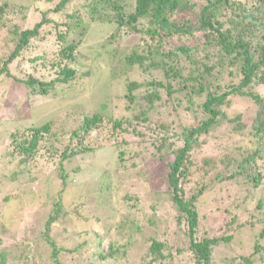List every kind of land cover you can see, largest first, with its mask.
<instances>
[{
	"label": "rangeland",
	"instance_id": "rangeland-1",
	"mask_svg": "<svg viewBox=\"0 0 264 264\" xmlns=\"http://www.w3.org/2000/svg\"><path fill=\"white\" fill-rule=\"evenodd\" d=\"M58 1L0 0V5L6 4L0 16L3 21L0 26V68L15 47L13 38L18 37L21 30L44 22L39 34L23 48V57H16L6 64L15 78L4 73L0 75V264H56L50 241L60 248L56 258L61 264H119L117 260L97 257V253H106L114 242L128 244L124 264H142L141 258L149 248L145 238L149 235H155L158 241L167 245L165 253L172 255L180 248L177 241L184 238L185 226L179 227L175 222L178 209L168 197L166 175L169 168L158 158L156 152H160L152 145L144 147L135 134L128 137L127 145L96 147L64 162L69 181L62 195L63 206L69 209L81 206L79 215H58L49 230L45 224L55 209L61 186L58 167L46 162L47 153L43 148L30 156L35 164L31 159L25 165L19 164L9 155L13 146L12 132L32 129L53 119L56 120L55 126H65L67 116H78L79 112L83 115L98 111L118 117L126 113L122 96L128 79L147 83L163 74L153 70L142 72L137 67L122 73L124 56L129 53L125 46L129 48L135 43L138 35L127 33L126 27L116 22L90 18L89 0H74L65 12L54 9ZM231 1L220 9L221 18L232 16L237 19L245 11H252V5L256 4L255 0H233L239 3V8L245 9L235 12L230 7ZM121 3V12L125 16L134 10L135 0H121ZM14 28L16 31L12 32ZM117 42L123 47L118 44L120 48L115 52ZM181 43V39L171 40L172 45ZM69 44H75L73 60L68 63L76 70L75 77L64 86H54L45 95L32 90L33 87L25 83L27 73L37 67L35 74L42 80L56 78L66 60L61 50ZM200 55L204 56L205 52ZM60 62L61 65L57 66ZM52 63L56 66H51ZM113 64H116L115 73L111 70ZM35 88L38 89L37 85ZM254 91L263 96L264 84L255 85ZM224 110L228 116L247 110L245 117H249L254 105L245 98L236 97ZM152 128L154 135L166 137L167 143L181 140L179 135L173 134L175 130L162 129L158 124ZM122 150L124 153L120 155ZM129 155L133 157H127ZM208 155L217 157L222 155V150H215L211 141L204 140L193 152L190 178L193 182L202 179L206 189L198 201L200 222H208L209 214L219 216L212 227L218 225L216 228L224 235L232 233L230 242L221 241L212 249L213 264H227L222 256L248 255L255 243L264 247V206L258 208L262 188L252 192L248 190L247 181L257 171L264 170L263 162L252 160L241 169L232 163L231 168L219 172L204 164L202 158ZM218 165L221 168V164ZM238 169L244 174L222 181L221 177ZM189 186H183L184 191ZM190 194L191 191L185 193V198L188 199ZM126 195L131 200L127 201ZM133 202L136 206L129 209L128 205ZM233 215L236 217L230 222ZM128 218L138 221L142 231L137 232L136 226L120 229L116 225L121 219ZM150 218L154 220L153 225ZM245 220L250 223L241 224V227L237 225ZM3 256L5 259L1 262ZM259 256H264V249L254 255L255 258ZM146 258L144 264H153L151 254ZM186 258L182 255L174 263L166 260L163 263L186 264Z\"/></svg>",
	"mask_w": 264,
	"mask_h": 264
},
{
	"label": "trees",
	"instance_id": "trees-1",
	"mask_svg": "<svg viewBox=\"0 0 264 264\" xmlns=\"http://www.w3.org/2000/svg\"><path fill=\"white\" fill-rule=\"evenodd\" d=\"M73 1L59 0L54 9L65 12ZM89 1L90 18L116 22L119 26H125L127 33L138 35L135 43L129 48L125 46L129 53L124 56L125 64L120 63L121 72L125 74L137 67L142 72L162 71V76H157L147 83L128 79L122 96L126 113L118 117L98 111L83 115L79 112L78 116H67L68 123L65 126H55L56 120L53 119L32 129L12 132L13 146L9 155L12 160L17 159L19 164L25 165L30 159L34 162L30 156L37 153L39 148H43L47 153L46 162L58 167L61 186L57 192L58 200L54 203L55 209L49 214L50 218L45 224L46 230H49L50 224L58 215H79L81 206L71 209L63 206L62 195L69 181L64 162L71 161L73 157L90 152L96 147L127 145L128 137L131 138V135L135 134L144 147L152 145L160 152H156L158 158L167 163L168 197L178 209L175 222L179 227L182 224L185 226L182 231L184 238L177 241L180 245L176 243L180 248L173 247L176 249L174 255L165 253L167 245L164 246L155 235L146 237L149 248L141 258L142 264L147 261L146 256L149 254L153 264H164L165 260L167 263H174L182 255L187 256L186 264H213V247L218 246L221 241L230 242L232 233L224 235L216 228L218 225L212 227L219 216L209 214L208 222L203 220L201 223L199 220L198 201L202 199L206 189L202 179L197 178L193 182L190 178L194 164L193 152L201 147L202 141H211L215 150L221 148L222 155H208L202 160L204 164L218 169L219 172L231 168L232 163L237 164L240 169L245 168L252 160L257 159L262 160L264 169V95L254 91L255 85L264 84V0H255L253 10L245 11L237 19H232V16L221 18L219 11L227 6L229 0H135L134 10L127 16L121 12V0ZM238 5L239 3L232 0L230 7L235 12L237 9L245 10ZM5 6L4 3L0 5V16L5 11ZM43 23L38 22L33 28L23 29L18 37L13 38L16 40L15 47L4 66L0 68V75L4 73L14 77L6 64L16 57H23V48L32 37L39 34ZM1 25L3 21L0 20ZM15 31L16 28L12 30ZM172 39H181L183 43L172 45ZM116 44L115 52L120 46L123 47L119 42ZM74 49L75 44H69L61 50V55L66 56V60L56 78L42 80L36 76L38 68L34 67L27 73L25 83L41 95L50 93L58 84L64 86L75 77L76 70L68 65L73 60ZM203 52L205 55L201 56ZM56 65L60 66L61 62ZM115 69L116 64H113V73ZM236 97L245 98L254 105L249 117H245L247 110L234 116H228L224 110ZM157 124L162 129L175 130L173 134L179 135L181 140L178 143H167L166 137L154 135L152 126ZM138 128L141 129L138 131ZM123 153L124 150L120 155ZM240 169L221 177L222 181L227 182V179L244 174ZM247 181L250 185L248 190L252 192L262 188L258 205V208L262 209L264 170L257 171ZM188 184L191 186L184 191L183 186ZM190 191V197L186 199L184 195ZM125 199L128 201L131 197L126 195ZM135 206L133 202L128 208ZM235 217L236 215H233L230 222L234 221L232 219ZM150 221L153 225L154 220ZM248 223L250 221L245 220L237 225L241 227V224ZM116 225L120 229L136 226L137 232L142 231V226L135 219H121ZM210 232L216 236H212ZM260 235L263 236V232ZM50 244L53 247L55 263L61 264L56 258L60 248L54 242L50 241ZM127 245H117L114 242L106 253H97V257L100 260L110 258L124 264ZM260 249L264 247L255 243L253 251L248 255L237 253L222 256V259L227 264H261L264 262V256L254 257ZM4 259L3 256L1 262H4Z\"/></svg>",
	"mask_w": 264,
	"mask_h": 264
}]
</instances>
